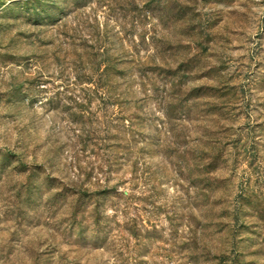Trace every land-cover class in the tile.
<instances>
[{
    "label": "rangeland",
    "instance_id": "1",
    "mask_svg": "<svg viewBox=\"0 0 264 264\" xmlns=\"http://www.w3.org/2000/svg\"><path fill=\"white\" fill-rule=\"evenodd\" d=\"M0 264H264V0H0Z\"/></svg>",
    "mask_w": 264,
    "mask_h": 264
}]
</instances>
